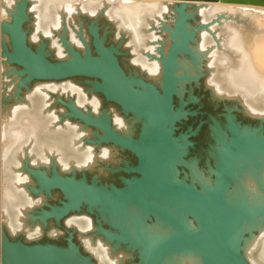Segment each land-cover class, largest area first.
Listing matches in <instances>:
<instances>
[{
    "label": "water",
    "instance_id": "95a60500",
    "mask_svg": "<svg viewBox=\"0 0 264 264\" xmlns=\"http://www.w3.org/2000/svg\"><path fill=\"white\" fill-rule=\"evenodd\" d=\"M3 19V264H264V10L3 0ZM101 141L136 153L125 187Z\"/></svg>",
    "mask_w": 264,
    "mask_h": 264
},
{
    "label": "bare ground",
    "instance_id": "6f19581e",
    "mask_svg": "<svg viewBox=\"0 0 264 264\" xmlns=\"http://www.w3.org/2000/svg\"><path fill=\"white\" fill-rule=\"evenodd\" d=\"M126 1H141V2H156V3H171L175 1H162V0H126ZM182 4H192L189 2H182ZM194 5V4H193ZM199 6H213V7H228V8H242L264 10V7L253 5H237V4H224V3H195ZM3 0H0V88L2 91V23H3ZM3 224V131H2V105L0 111V263L3 264V233L1 230ZM2 259V260H1Z\"/></svg>",
    "mask_w": 264,
    "mask_h": 264
},
{
    "label": "flooded vegetation",
    "instance_id": "af4514ba",
    "mask_svg": "<svg viewBox=\"0 0 264 264\" xmlns=\"http://www.w3.org/2000/svg\"><path fill=\"white\" fill-rule=\"evenodd\" d=\"M100 93H102V92H100ZM100 95L103 97V101L102 100L100 101V106L101 107H103V103H109V104L115 105L120 110L121 109L125 110L124 106L121 103H119L118 101L112 100V99H108L105 96V94H100ZM124 110H123L122 113H125L127 116L130 117V119L128 121H126L125 119L124 120L126 122H128L129 124H133V130H134V128L136 126V117H135L136 113L133 112L132 110H129V111H126V110L124 111ZM110 125L112 127V121H110ZM204 129H205V123H203V125L200 128L199 132L201 134H203ZM115 131L117 132V130H115ZM117 133L122 135L119 132H117ZM122 136H124V135H122ZM127 136L128 135H125V137H127ZM129 137H132L134 139L133 135H129ZM101 142H102L101 145H103L104 143H108V142L109 143H115L117 145V147L119 148V151H122L124 153V158H126L127 162H128V166H127L128 168L124 167L123 164H122V166H119L116 170H114V176H116V179H117V181L114 184H116V186H119L117 188L125 187L126 185H124V186L121 185V183H122L120 181L121 178H125L127 180L129 178L128 176H130L131 174H138L137 172L132 171V169L135 168L138 165L137 164L138 157H137L136 153L133 150H131L130 148H127V147H125V146H123V145H121L119 143L114 142V141H108V142L107 141H101ZM61 168H62L61 166L57 165L55 167V171H57L58 169H61ZM88 170L89 169H86V170H74V171L75 172H78V171H86V172H88ZM67 217H68V215H67Z\"/></svg>",
    "mask_w": 264,
    "mask_h": 264
},
{
    "label": "rangeland",
    "instance_id": "374dc122",
    "mask_svg": "<svg viewBox=\"0 0 264 264\" xmlns=\"http://www.w3.org/2000/svg\"><path fill=\"white\" fill-rule=\"evenodd\" d=\"M174 4H182V2H174ZM193 4L195 5V3L187 4V5H193ZM1 105H2V91H1V88H0V111H1ZM1 230H2V233H3V224H2ZM1 263H2V261H1Z\"/></svg>",
    "mask_w": 264,
    "mask_h": 264
}]
</instances>
